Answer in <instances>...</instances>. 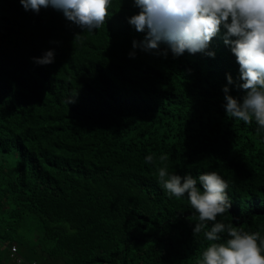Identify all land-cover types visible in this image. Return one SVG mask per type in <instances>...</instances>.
Listing matches in <instances>:
<instances>
[{"label": "trees", "instance_id": "16d2710c", "mask_svg": "<svg viewBox=\"0 0 264 264\" xmlns=\"http://www.w3.org/2000/svg\"><path fill=\"white\" fill-rule=\"evenodd\" d=\"M138 11L113 0L89 33L50 6L0 0V264H197L210 242L187 198L158 182L164 165L216 171L231 201L217 221L264 237V133L223 107L226 73L239 77L226 30L214 57L146 52L127 22ZM47 49L54 62H34ZM18 241L31 253L20 263L6 258Z\"/></svg>", "mask_w": 264, "mask_h": 264}, {"label": "clouds", "instance_id": "9594fccd", "mask_svg": "<svg viewBox=\"0 0 264 264\" xmlns=\"http://www.w3.org/2000/svg\"><path fill=\"white\" fill-rule=\"evenodd\" d=\"M19 3L25 11L36 13L41 7L50 6L61 11L81 32L90 33L105 24L113 0H19ZM133 4L139 11L128 16L127 22L144 33L141 41L133 40V49L139 47L155 53L161 43H166L173 56L187 51L214 57L210 41L222 26L226 30L223 42L239 65L238 81L226 73L227 84L222 87L226 115L245 124L254 121L257 132L264 133V0H133ZM162 51L167 54V50ZM129 55L134 56L135 52ZM33 59L41 65L52 63L54 49H47ZM233 84L245 90L242 97L229 94V85ZM159 159L166 161L168 156L161 155ZM152 160L151 155L145 157L146 163ZM157 180L170 197H186L198 214L192 231H203L210 243L197 264H264V237L259 232H249L216 219L218 214L231 208L226 191L229 185L220 174L208 171L198 177L181 176L164 165L157 169ZM209 222L212 223L209 225ZM26 248L27 245L22 250L26 252ZM8 249L16 263L25 260L16 242Z\"/></svg>", "mask_w": 264, "mask_h": 264}, {"label": "rangeland", "instance_id": "374dc122", "mask_svg": "<svg viewBox=\"0 0 264 264\" xmlns=\"http://www.w3.org/2000/svg\"><path fill=\"white\" fill-rule=\"evenodd\" d=\"M17 245H18L19 253H20L24 258H27V257H30V256H31V253H30V252L26 253V252H24V251L22 250V248H24V246L26 245V242L18 241V242H17ZM6 258H10V260L12 259V257H10V255H9L8 253L6 254ZM12 260H13V259H12ZM9 264H13V262L10 261ZM36 264H42L41 260H38V261L36 262Z\"/></svg>", "mask_w": 264, "mask_h": 264}]
</instances>
